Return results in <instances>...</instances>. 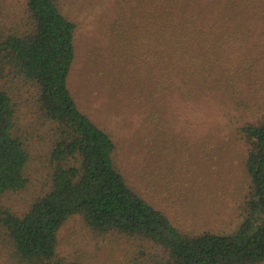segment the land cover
Segmentation results:
<instances>
[{"label":"rangeland","instance_id":"obj_1","mask_svg":"<svg viewBox=\"0 0 264 264\" xmlns=\"http://www.w3.org/2000/svg\"><path fill=\"white\" fill-rule=\"evenodd\" d=\"M27 2L0 0V37L26 28ZM60 6L77 25L69 88L115 142L113 160L128 185L188 235L236 232L252 192L237 130L264 116V0H62ZM168 14L189 20L187 30L207 41L222 35L207 80L188 64H201L199 46L181 64L164 52L159 38ZM9 90L31 157L26 188L0 205L21 215L50 190L54 129L34 88L14 83ZM57 250L75 264H145V255H161L149 241L94 231L81 216L61 227ZM7 251L0 229V264H10Z\"/></svg>","mask_w":264,"mask_h":264},{"label":"trees","instance_id":"obj_2","mask_svg":"<svg viewBox=\"0 0 264 264\" xmlns=\"http://www.w3.org/2000/svg\"><path fill=\"white\" fill-rule=\"evenodd\" d=\"M61 2L28 0L26 28L0 37V200L26 188L31 157L27 141L17 132L18 104L10 84L34 88L38 109L54 129L50 190L21 215L0 205L10 264H75L60 258L57 250L58 233L74 216L103 235L160 247L161 255H145V264H264V116L237 130L246 147L252 192L236 232L191 236L180 231L128 185L113 160L115 142L79 108L69 88L77 25L62 12ZM164 22L159 38L164 52L170 50V60L181 64L199 46L201 64H188L207 80L213 70H208V60L218 51L222 35L207 41L187 30L185 18L168 14ZM174 75L182 77L176 71Z\"/></svg>","mask_w":264,"mask_h":264}]
</instances>
